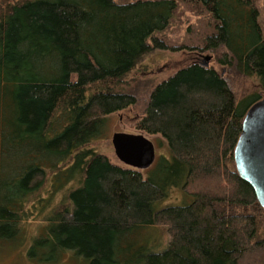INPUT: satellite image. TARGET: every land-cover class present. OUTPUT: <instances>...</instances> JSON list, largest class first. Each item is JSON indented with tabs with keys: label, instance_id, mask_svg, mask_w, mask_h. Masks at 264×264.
Segmentation results:
<instances>
[{
	"label": "trees",
	"instance_id": "obj_1",
	"mask_svg": "<svg viewBox=\"0 0 264 264\" xmlns=\"http://www.w3.org/2000/svg\"><path fill=\"white\" fill-rule=\"evenodd\" d=\"M256 2L0 0V240L24 235L48 179L65 192L31 240L34 260L264 264V210L232 158L244 112L264 94ZM179 8L205 23L194 48L210 62L155 83L132 124L159 135L166 154L144 169L112 162L88 144L109 114L135 104L121 79L149 49L169 47L159 35ZM220 67L256 88L238 100ZM173 189L182 200L163 204Z\"/></svg>",
	"mask_w": 264,
	"mask_h": 264
},
{
	"label": "rangeland",
	"instance_id": "obj_2",
	"mask_svg": "<svg viewBox=\"0 0 264 264\" xmlns=\"http://www.w3.org/2000/svg\"><path fill=\"white\" fill-rule=\"evenodd\" d=\"M256 3L259 18L264 29V7L262 0H257ZM199 19L200 16L193 15L188 9H178L175 18H173L166 30L159 35L160 37H164L162 39L166 42L167 46L176 47V49L152 47L123 76L118 89L131 92L135 95L136 102L125 109L109 114L106 117V126L104 125L102 134L91 140L88 144L89 147L105 154L112 162L122 164L113 152L110 141L112 132H141L135 129L132 124L142 111L150 88L181 65H185L196 58L201 60L203 55H211L207 50H197V48H194V44H199L200 42L196 36L197 33L201 34L205 29V23L199 22ZM220 69L225 74L226 80L238 100L244 94L256 88V81L252 77H248L234 68L220 67ZM144 134L154 144L155 157L161 153L166 154V147L159 135ZM49 188L51 187L47 179L44 185L36 192L37 198L44 199L48 197V202L46 201L42 209L38 211L36 209L28 211L31 213L21 223L24 235L18 234L12 242L0 240V264H79V260L77 261L69 252H60L53 260L52 258L49 260H34L28 254L32 238L41 233L42 227L45 226V215L51 207H54L59 202L62 194L65 192V188L58 189L57 191H52ZM182 197L178 189H173L170 195L164 198L163 204L180 203ZM36 206H39V203Z\"/></svg>",
	"mask_w": 264,
	"mask_h": 264
},
{
	"label": "water",
	"instance_id": "obj_3",
	"mask_svg": "<svg viewBox=\"0 0 264 264\" xmlns=\"http://www.w3.org/2000/svg\"><path fill=\"white\" fill-rule=\"evenodd\" d=\"M210 55L200 60L207 65ZM116 158L123 164L144 169L155 158V148L142 132L114 131L110 138ZM232 158L238 175L246 181L264 210V94L244 112Z\"/></svg>",
	"mask_w": 264,
	"mask_h": 264
}]
</instances>
